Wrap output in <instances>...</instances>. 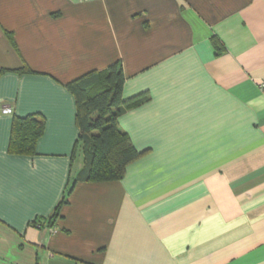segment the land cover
Segmentation results:
<instances>
[{
    "label": "crops",
    "instance_id": "crops-1",
    "mask_svg": "<svg viewBox=\"0 0 264 264\" xmlns=\"http://www.w3.org/2000/svg\"><path fill=\"white\" fill-rule=\"evenodd\" d=\"M117 61L144 154L68 193L84 156L66 85ZM1 69L0 264H264V0H0ZM30 114L37 151L10 154Z\"/></svg>",
    "mask_w": 264,
    "mask_h": 264
},
{
    "label": "trees",
    "instance_id": "trees-1",
    "mask_svg": "<svg viewBox=\"0 0 264 264\" xmlns=\"http://www.w3.org/2000/svg\"><path fill=\"white\" fill-rule=\"evenodd\" d=\"M215 47L220 45L214 39ZM6 70L1 69L0 75ZM126 76L122 63L117 61L106 69L91 70L69 82L66 87L76 101L75 121L80 130L77 146H81L84 166L70 185L77 181L118 180L123 178L128 165L139 158L138 150L129 134L119 124L120 115L140 104L144 98L123 99ZM46 119L38 114L13 117L8 151L10 154L34 155L37 142L45 131ZM67 194L50 218L54 225L60 208L67 203Z\"/></svg>",
    "mask_w": 264,
    "mask_h": 264
},
{
    "label": "built area",
    "instance_id": "built-area-1",
    "mask_svg": "<svg viewBox=\"0 0 264 264\" xmlns=\"http://www.w3.org/2000/svg\"><path fill=\"white\" fill-rule=\"evenodd\" d=\"M80 1H88V0H80ZM261 88L264 89V80L260 83ZM4 111L8 112L11 111V107H3Z\"/></svg>",
    "mask_w": 264,
    "mask_h": 264
},
{
    "label": "rangeland",
    "instance_id": "rangeland-1",
    "mask_svg": "<svg viewBox=\"0 0 264 264\" xmlns=\"http://www.w3.org/2000/svg\"><path fill=\"white\" fill-rule=\"evenodd\" d=\"M82 154V153H81Z\"/></svg>",
    "mask_w": 264,
    "mask_h": 264
}]
</instances>
